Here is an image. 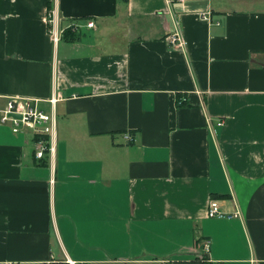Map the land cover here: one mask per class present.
<instances>
[{
    "label": "crops",
    "instance_id": "1",
    "mask_svg": "<svg viewBox=\"0 0 264 264\" xmlns=\"http://www.w3.org/2000/svg\"><path fill=\"white\" fill-rule=\"evenodd\" d=\"M57 92L51 155L0 121V264H264V0H0V110Z\"/></svg>",
    "mask_w": 264,
    "mask_h": 264
},
{
    "label": "built area",
    "instance_id": "2",
    "mask_svg": "<svg viewBox=\"0 0 264 264\" xmlns=\"http://www.w3.org/2000/svg\"><path fill=\"white\" fill-rule=\"evenodd\" d=\"M170 5L174 4L178 0H167ZM203 18L207 21L210 20L209 12L203 14ZM82 26L86 28H94L95 23L93 20H86L84 25L77 22L70 25V29L74 32L78 31ZM48 29L52 41L57 42L60 36L64 32V28H61L56 20V15L51 11L48 16ZM169 41L172 46L182 47L184 44L181 24L179 19L174 20V30L169 36ZM62 94L57 92L55 95H51L48 99L50 105V111H46L38 105V102H31V100L25 98H9L5 103L3 109L0 110V121L11 122V130L13 132H19L21 129H28L33 132V144L34 155L38 159H42L45 154L51 155L54 152L53 139L55 136L56 119H55V104L61 99ZM11 114H19L20 118L13 117ZM224 120L217 119L216 125L222 126ZM126 140H131V135L125 134ZM237 210L231 215L223 210L218 199L212 198L208 202L207 216L217 218H227L238 216ZM207 246L205 250H207ZM72 264H74L72 262Z\"/></svg>",
    "mask_w": 264,
    "mask_h": 264
},
{
    "label": "trees",
    "instance_id": "3",
    "mask_svg": "<svg viewBox=\"0 0 264 264\" xmlns=\"http://www.w3.org/2000/svg\"><path fill=\"white\" fill-rule=\"evenodd\" d=\"M62 37L63 38H68L70 40H74L76 38V32H74L73 30H71L70 28L69 29H65L64 32L62 33ZM40 160V159H39ZM44 161H42L43 163ZM41 163V162H40ZM202 264H210V263H207L206 261H203Z\"/></svg>",
    "mask_w": 264,
    "mask_h": 264
},
{
    "label": "water",
    "instance_id": "4",
    "mask_svg": "<svg viewBox=\"0 0 264 264\" xmlns=\"http://www.w3.org/2000/svg\"><path fill=\"white\" fill-rule=\"evenodd\" d=\"M13 117L20 118L19 114H11Z\"/></svg>",
    "mask_w": 264,
    "mask_h": 264
},
{
    "label": "rangeland",
    "instance_id": "5",
    "mask_svg": "<svg viewBox=\"0 0 264 264\" xmlns=\"http://www.w3.org/2000/svg\"><path fill=\"white\" fill-rule=\"evenodd\" d=\"M48 110V109H47ZM48 111H50V109L48 110ZM10 126H11V122H7ZM112 264H114V263H112Z\"/></svg>",
    "mask_w": 264,
    "mask_h": 264
}]
</instances>
